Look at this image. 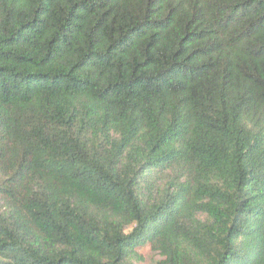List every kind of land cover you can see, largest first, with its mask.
<instances>
[{
	"label": "trees",
	"instance_id": "obj_1",
	"mask_svg": "<svg viewBox=\"0 0 264 264\" xmlns=\"http://www.w3.org/2000/svg\"><path fill=\"white\" fill-rule=\"evenodd\" d=\"M264 264V0H0V264Z\"/></svg>",
	"mask_w": 264,
	"mask_h": 264
},
{
	"label": "rangeland",
	"instance_id": "obj_2",
	"mask_svg": "<svg viewBox=\"0 0 264 264\" xmlns=\"http://www.w3.org/2000/svg\"><path fill=\"white\" fill-rule=\"evenodd\" d=\"M142 254L145 258L143 264H154V258L150 255L148 248H144Z\"/></svg>",
	"mask_w": 264,
	"mask_h": 264
}]
</instances>
